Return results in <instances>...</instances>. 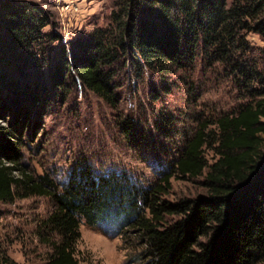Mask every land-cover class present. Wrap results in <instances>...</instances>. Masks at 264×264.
I'll use <instances>...</instances> for the list:
<instances>
[{"label":"trees","instance_id":"obj_1","mask_svg":"<svg viewBox=\"0 0 264 264\" xmlns=\"http://www.w3.org/2000/svg\"><path fill=\"white\" fill-rule=\"evenodd\" d=\"M51 25L50 15L33 3L0 0V46L23 67H38V54L50 52L46 44H60L56 62L48 64L56 92L80 84L115 111L117 80L129 81L130 69L137 81L150 75L165 83L202 58L207 67L228 69L249 102L215 122V163L204 156L211 124L201 122L171 171L151 187L126 171L98 175L87 161L60 185L21 166L13 147L0 148V202L49 197L55 203L40 225V240L53 250L44 264H80L81 225L93 228L115 215L127 220L121 235L135 237L147 264L264 260V99L258 100L264 96V50L256 52L248 40L254 34L264 42V0H120L111 24L73 41L69 51L60 35L44 32ZM123 129L132 140L130 119ZM174 177H204L206 196L166 200ZM0 264L16 262L1 254Z\"/></svg>","mask_w":264,"mask_h":264},{"label":"rangeland","instance_id":"obj_2","mask_svg":"<svg viewBox=\"0 0 264 264\" xmlns=\"http://www.w3.org/2000/svg\"><path fill=\"white\" fill-rule=\"evenodd\" d=\"M19 1L46 11L53 25L44 32L60 35L69 51L73 41L108 27L120 0ZM248 40L256 52L264 50L258 36L250 34ZM46 46L50 52L46 57L39 52L38 67L30 62L23 67L24 62L4 53L0 46V132L3 128L12 131V136L0 134V148L13 147L21 166L35 176L49 175L60 185L76 165L87 161L98 175L126 171L142 186L151 187L171 171L186 142L205 121L211 124V137L204 156L211 165L218 159L215 122L249 102L241 97L228 69L207 67L199 58L192 69L165 83L150 75L137 81L130 69L129 81L117 80L120 103L114 111L80 84L69 82L63 93L54 91L48 64L56 62L60 44ZM126 119L133 122L132 140L123 129ZM203 182L204 177H174L165 199L175 203L203 198L207 194ZM55 207L49 197L0 202V255L16 264H44L53 250L40 240V225ZM126 225L121 215L93 228L82 224L77 246L80 264H147L135 237L121 235L123 230L127 232ZM256 264H264V260Z\"/></svg>","mask_w":264,"mask_h":264}]
</instances>
